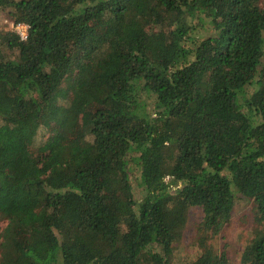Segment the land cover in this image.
<instances>
[{"label":"trees","instance_id":"obj_1","mask_svg":"<svg viewBox=\"0 0 264 264\" xmlns=\"http://www.w3.org/2000/svg\"><path fill=\"white\" fill-rule=\"evenodd\" d=\"M2 12L0 264H173L195 206L185 264H264V0ZM239 194L254 215L235 263L214 242Z\"/></svg>","mask_w":264,"mask_h":264},{"label":"rangeland","instance_id":"obj_2","mask_svg":"<svg viewBox=\"0 0 264 264\" xmlns=\"http://www.w3.org/2000/svg\"><path fill=\"white\" fill-rule=\"evenodd\" d=\"M5 13H0V26L3 27V19ZM6 27V26H5ZM80 125H76V128L66 132H60L66 142H73L78 138L75 133ZM49 131L39 130L37 139H44L49 135ZM253 202L252 199L246 198L239 194L235 201L232 217L230 221L224 225L221 233L216 237L214 244L219 250L224 249L225 252L231 257L233 262H237L238 254L242 249L244 243L251 237V229L253 227ZM203 216L202 209L199 206L192 207L189 212V221L183 236L177 244L174 252L173 264H185L188 259L193 255L195 248L192 245V238L195 234V226L201 221ZM5 221H0V231L5 226Z\"/></svg>","mask_w":264,"mask_h":264},{"label":"built area","instance_id":"obj_3","mask_svg":"<svg viewBox=\"0 0 264 264\" xmlns=\"http://www.w3.org/2000/svg\"><path fill=\"white\" fill-rule=\"evenodd\" d=\"M6 28L15 31L21 39H25L27 37L28 25L26 23H10L9 26H7Z\"/></svg>","mask_w":264,"mask_h":264}]
</instances>
